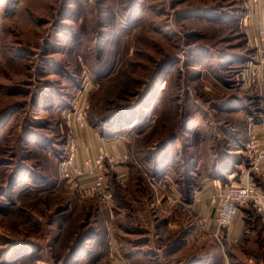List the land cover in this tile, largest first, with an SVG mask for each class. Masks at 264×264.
I'll return each instance as SVG.
<instances>
[{
    "label": "rangeland",
    "instance_id": "1",
    "mask_svg": "<svg viewBox=\"0 0 264 264\" xmlns=\"http://www.w3.org/2000/svg\"><path fill=\"white\" fill-rule=\"evenodd\" d=\"M261 31L264 0H0V264H264L254 207L217 227L200 199L213 156L248 173ZM83 104L107 199L60 182Z\"/></svg>",
    "mask_w": 264,
    "mask_h": 264
},
{
    "label": "built area",
    "instance_id": "2",
    "mask_svg": "<svg viewBox=\"0 0 264 264\" xmlns=\"http://www.w3.org/2000/svg\"><path fill=\"white\" fill-rule=\"evenodd\" d=\"M264 38V31H261ZM86 105L74 107L72 113L66 118L67 135L66 156L59 163L60 182L70 190H76L81 197L101 195L107 199L110 194L103 181L104 176L98 172L107 158L111 161L113 156L99 150V155L93 160L88 159L85 170L74 163L75 141L74 133L86 127ZM247 141L245 144L249 168L244 182L230 184L219 190L217 194V207L214 211L213 220L217 227L229 226L238 214L242 205L251 204L260 215L261 225L264 228V194L251 176H258L264 180V119L258 124H252L247 128Z\"/></svg>",
    "mask_w": 264,
    "mask_h": 264
},
{
    "label": "crops",
    "instance_id": "3",
    "mask_svg": "<svg viewBox=\"0 0 264 264\" xmlns=\"http://www.w3.org/2000/svg\"><path fill=\"white\" fill-rule=\"evenodd\" d=\"M86 134L91 138V140L90 138L87 137ZM80 135L81 136L78 139V145L80 149L78 147L76 150L77 157H80L81 155L86 156L87 147L90 148L93 151V153H95L96 152L95 147L100 143V140L96 139L95 137H92L90 135V132L88 131H83ZM92 138L95 139V142L92 140ZM109 143L108 145H111ZM117 143L120 142L118 141ZM113 146H111V148H114L115 150L116 145L114 144ZM235 151H237V149H235ZM218 156L217 155L213 156L214 160H212L211 166L206 167V172H205L206 174L203 175L202 178L203 189L201 190L202 194L200 195V199L203 204L214 203L216 198H218L217 194L219 192V189L217 188L220 186V183L236 184V183L244 182L247 176V171L244 172L245 170L241 169L242 164L239 161L232 163L229 160L226 153H223L222 155H218ZM216 157L219 159H217ZM229 229L233 234V236H237V235L239 236V233L242 231V221L237 220V222H235L233 226L230 227Z\"/></svg>",
    "mask_w": 264,
    "mask_h": 264
},
{
    "label": "bare ground",
    "instance_id": "4",
    "mask_svg": "<svg viewBox=\"0 0 264 264\" xmlns=\"http://www.w3.org/2000/svg\"><path fill=\"white\" fill-rule=\"evenodd\" d=\"M165 89V88H164Z\"/></svg>",
    "mask_w": 264,
    "mask_h": 264
}]
</instances>
